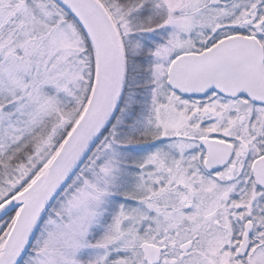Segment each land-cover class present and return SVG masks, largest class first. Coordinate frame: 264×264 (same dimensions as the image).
Segmentation results:
<instances>
[{"label": "snow or ice", "instance_id": "1", "mask_svg": "<svg viewBox=\"0 0 264 264\" xmlns=\"http://www.w3.org/2000/svg\"><path fill=\"white\" fill-rule=\"evenodd\" d=\"M0 264H264V0H0Z\"/></svg>", "mask_w": 264, "mask_h": 264}]
</instances>
